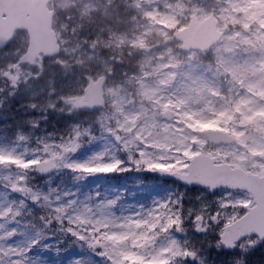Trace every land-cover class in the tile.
Segmentation results:
<instances>
[{"label": "clouds", "instance_id": "obj_1", "mask_svg": "<svg viewBox=\"0 0 264 264\" xmlns=\"http://www.w3.org/2000/svg\"><path fill=\"white\" fill-rule=\"evenodd\" d=\"M36 7L47 45L0 54V264L60 245L67 264H248L264 243V0Z\"/></svg>", "mask_w": 264, "mask_h": 264}, {"label": "water", "instance_id": "obj_2", "mask_svg": "<svg viewBox=\"0 0 264 264\" xmlns=\"http://www.w3.org/2000/svg\"><path fill=\"white\" fill-rule=\"evenodd\" d=\"M37 2L38 0H0V48L8 42L10 34L16 28H28L30 45L38 49L47 45L48 37L42 29L31 31L28 27L33 21V16L32 13L26 12H29L30 5L33 6ZM2 13L6 18L1 17Z\"/></svg>", "mask_w": 264, "mask_h": 264}, {"label": "rangeland", "instance_id": "obj_3", "mask_svg": "<svg viewBox=\"0 0 264 264\" xmlns=\"http://www.w3.org/2000/svg\"><path fill=\"white\" fill-rule=\"evenodd\" d=\"M7 51H10V49L9 50H7ZM5 52V51H4ZM4 52H2V53H4ZM2 53H0V54H2ZM205 127L207 126V125H204ZM4 145V142L3 141H0V146H3ZM105 168V167H104ZM104 168H101V169H99V170H97L98 172H101V173H103V172H110V170H104ZM88 171H90L89 169H87ZM124 176H126L128 179L129 178H131V179H133V177H132V175L129 173V174H126V175H124ZM124 176H112V175H110V176H104V175H97L96 177H94V178H90L91 179V183L93 184V185H95V184H97V183H100V184H106V185H108V186H110L111 185V183H113L114 181H116V180H121V179H123V177ZM146 176H148V175H145V178H146ZM130 180V179H129ZM124 183H127V182H124ZM153 185H156V186H159V187H161L160 185H158V184H153ZM121 188H124L125 187V184H122L121 186H120ZM145 187H147V186H145ZM160 191H162V189H159ZM158 190V191H159ZM153 192H157L156 190H151L150 191V187H149V189H148V194H151V193H153ZM3 223V220L2 219H0V224H2ZM212 238V237H211ZM200 241L199 240H197V243H199ZM60 247L61 248H63L64 250L60 253V254H57L56 252H54V251H51V250H45L44 252H42V253H36V254H34V259H37V261L39 262V260H46V262H48V264H67V261L69 260V259H71V258H73V256L76 254L75 252H74V250H72L71 248H64V245H60ZM214 250H215V247H213V248H211L210 249V254L212 253V252H214ZM256 250H260L259 252H260V254H262V255H264V244H260L259 246H257V247H255L249 254H248V256H247V259H248V257H250L251 255H252V253H253V251H256ZM214 254H215V252H214ZM233 254H235V253H233V252H231V255H233ZM226 256V255H225ZM224 256V257H225ZM78 258V257H77ZM135 259H137L136 257H133V260H135ZM258 263L259 264H262V259H259L258 260ZM263 264H264V261H263Z\"/></svg>", "mask_w": 264, "mask_h": 264}, {"label": "trees", "instance_id": "obj_4", "mask_svg": "<svg viewBox=\"0 0 264 264\" xmlns=\"http://www.w3.org/2000/svg\"><path fill=\"white\" fill-rule=\"evenodd\" d=\"M261 258H252L250 257V259L248 260V264H259L258 263V259H262V264H263V261H264V257L259 254Z\"/></svg>", "mask_w": 264, "mask_h": 264}, {"label": "flooded vegetation", "instance_id": "obj_5", "mask_svg": "<svg viewBox=\"0 0 264 264\" xmlns=\"http://www.w3.org/2000/svg\"><path fill=\"white\" fill-rule=\"evenodd\" d=\"M21 41H23V39H21L20 38V35L18 34L16 37H15V43H14V47H16V45L19 43V42H21ZM18 102V101H17ZM16 103V102H15ZM150 176L148 175V176H146V178H149ZM145 178V177H144ZM154 179H156V177H153Z\"/></svg>", "mask_w": 264, "mask_h": 264}, {"label": "snow or ice", "instance_id": "obj_6", "mask_svg": "<svg viewBox=\"0 0 264 264\" xmlns=\"http://www.w3.org/2000/svg\"><path fill=\"white\" fill-rule=\"evenodd\" d=\"M90 171H97L99 169H89ZM104 170H111L110 166H105Z\"/></svg>", "mask_w": 264, "mask_h": 264}]
</instances>
